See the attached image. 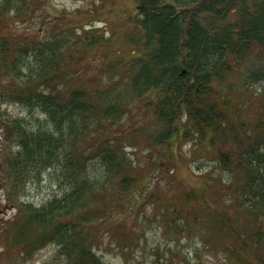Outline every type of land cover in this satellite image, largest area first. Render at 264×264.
Wrapping results in <instances>:
<instances>
[{"label":"trees","instance_id":"trees-1","mask_svg":"<svg viewBox=\"0 0 264 264\" xmlns=\"http://www.w3.org/2000/svg\"><path fill=\"white\" fill-rule=\"evenodd\" d=\"M132 1L131 22L113 35L122 39L123 48L111 35L105 37L103 28L92 25V20L81 23L78 10L55 8L47 0L0 1L1 102L16 101L45 116L31 126L20 118L0 119L4 140L17 147L3 154L7 175L12 187H23L30 177L49 168L65 186L60 197L40 207L20 204L25 228L18 225L16 245L34 250L54 241L66 264H105L84 231H98L106 221L120 226L129 219L122 217L120 209L128 205L136 212L149 197L146 184L150 181L125 152L136 130L129 133L118 127L130 109L129 96L144 98L141 103L155 117L151 139L160 154L152 173L159 172L177 158L175 149L181 140L192 139L201 146L241 142L230 124L232 104L221 83L233 64L251 51L264 57V0ZM47 10L52 21L46 28ZM30 20L34 25L39 22L41 31L14 32L15 22ZM77 30L85 35L84 44L74 41L82 36ZM253 77L263 78L264 68ZM260 95L264 100V88ZM233 158L232 151L223 149L214 156L217 165L232 175L240 171L247 186L258 171L241 160L231 167ZM92 168L99 169L98 177L90 174ZM219 180L225 182L221 175ZM263 183L264 175L260 188ZM105 185L113 192L103 200ZM206 199L203 188L183 190L177 200L187 206L171 204L168 213L179 215L164 222L184 232L180 230L185 229L186 215L199 219L213 211ZM114 213L118 217L113 219ZM211 218L217 237L213 241L199 231L203 247H224L227 264H264V209L249 210L245 219L254 224L245 231H227L216 216ZM33 231L41 232L30 238ZM175 238L179 240L177 233ZM197 249L195 245L184 253L188 264H199L193 259L198 258ZM180 260L156 252L149 264H182Z\"/></svg>","mask_w":264,"mask_h":264},{"label":"rangeland","instance_id":"rangeland-1","mask_svg":"<svg viewBox=\"0 0 264 264\" xmlns=\"http://www.w3.org/2000/svg\"><path fill=\"white\" fill-rule=\"evenodd\" d=\"M47 1L48 4L53 3L55 8L80 11L81 23L86 24L92 20V25L103 28L105 37L111 35L117 47L123 48L122 39L113 35L116 29L122 30V27L125 28L126 24L131 22L135 11L132 0H107L108 2L105 0L103 4L101 0ZM48 10L52 11V9ZM48 10L44 13L43 19L46 28L52 21ZM33 22V20L25 23L15 22L14 32H27L30 35L36 32V29L42 28L39 22L35 25ZM88 27L89 25L85 26L84 31ZM76 33L82 35L80 30ZM84 39L85 35H82L80 39L74 41L77 40V45H81L84 44ZM263 68L264 57L251 51L243 60L233 64L232 71L221 83L223 93L232 104L228 108L230 124L241 142L227 144L218 142L217 145L201 146L192 139L181 140L175 149L177 158L159 172L152 173L156 169V161L160 154V148L157 149L154 140L151 139V134L156 129L155 117L152 111L141 103L144 98L138 101L129 96L130 109L123 115L118 127L129 133L136 130L132 142L125 146V152L138 164L137 171L150 181L146 184V191L150 194L143 199L136 212L128 205L120 209L124 211L122 217L129 218L120 226L113 225L114 223L111 225L106 221V224L99 226L98 231H84L90 244L93 245V250L101 257L103 263L125 264L127 261L129 264H149L157 252L175 260L181 258L182 264H188L184 259V253L196 245L198 258L193 252L190 256H195L193 259L198 260L199 264H227L224 247H203L199 231H205L211 240H216L217 230L212 225L211 216H216L222 225L225 224L224 229L227 231L233 229L245 231L254 224L253 222L249 224L245 219L249 210L264 209V183L260 188V180L264 175V100L260 95V91L264 88V77L257 80L253 77L254 72ZM8 118L24 119L31 126L36 123V119L44 120L45 116L38 109L30 110L12 100L1 102L0 98V119ZM226 131L229 135L232 134L231 131L227 129ZM5 149L16 151L17 147L12 143H6L0 123V264H66L65 257L59 254V247L54 241L47 242L42 248L34 250L26 249L22 244L16 245L19 243L16 235V231H19L18 225L21 224L25 228L20 221L22 220V213L19 212L20 204L30 203L34 207H40L52 198L60 197L65 186L62 185L57 174L47 168L40 175L30 177L23 187L20 185L12 187L13 180L8 177L3 162ZM219 149L234 153V163L231 167L241 160L243 165L247 164L258 171L256 177L251 176L250 172L247 175L248 178L251 176L249 184L245 186L240 171L234 176L229 169H222L214 159ZM90 174L98 177L99 169L92 168ZM219 175L225 182L230 183V186H225V182L219 180ZM178 181L182 184H178ZM189 187L203 188L207 195L206 205L213 206V211L204 213L205 215L199 219L186 215L185 229L180 230L184 232H178L167 226L164 219L173 220L179 215L168 213L171 204L175 203L179 208L187 206L184 205L185 203H179L177 199L179 193ZM112 192L113 189L105 185V191L101 192L104 196L103 200H106ZM262 192L263 197H261ZM138 197L140 200L143 198V196ZM90 204L93 205L94 202L90 201ZM197 204L196 202L194 207L199 213L200 203ZM203 212L206 211H202V214ZM182 214L184 215V212ZM113 215V219L118 217L116 213ZM87 221L98 223L96 219ZM221 223L216 226L220 227ZM37 232L41 231H33L30 238ZM175 233L179 237L177 241L173 240L176 239ZM189 262L192 263L190 260Z\"/></svg>","mask_w":264,"mask_h":264}]
</instances>
